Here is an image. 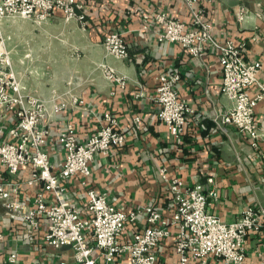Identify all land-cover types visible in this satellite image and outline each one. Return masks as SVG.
Instances as JSON below:
<instances>
[{
  "label": "built area",
  "instance_id": "obj_1",
  "mask_svg": "<svg viewBox=\"0 0 264 264\" xmlns=\"http://www.w3.org/2000/svg\"><path fill=\"white\" fill-rule=\"evenodd\" d=\"M203 1L184 0L189 21L157 11L143 16L142 28L155 25L158 41L178 44L196 58H202L209 48L218 53L221 90L233 105L218 112L214 122L230 125L245 135L264 160L256 117V106L264 97L262 62L247 56L245 42L213 34ZM57 13L67 21L77 20L83 28L89 24L84 0H0V201L4 215L29 235L41 233L55 249L71 248L73 259H61L60 264H111L116 260L161 264L159 254L168 241L176 264H211L213 260L243 264L248 237L264 229V207L245 205L236 220L224 221L210 210L209 196L219 194L212 175L205 182L187 181L161 161L160 182L170 197L169 213L155 200L118 206L106 192L89 184L96 157H115L129 136H138L146 124L142 115L136 114L128 130L121 126L117 114L107 109L98 117L96 128L85 136L70 118L62 119L55 128L47 102L29 91L14 68L2 21L21 17L40 24ZM238 15L243 19L245 9ZM103 44L116 58L130 56L122 29L107 32ZM101 67L113 86L112 94L127 89V75L107 63ZM181 79L178 69L160 71L150 95L155 119L176 143L183 141L194 112L180 93ZM71 102L83 105L85 100L74 95ZM68 107L64 99L52 101L54 113ZM69 195L83 196L78 202ZM6 242L7 233L0 228V246L7 252L0 264H19L18 251L5 246Z\"/></svg>",
  "mask_w": 264,
  "mask_h": 264
},
{
  "label": "crops",
  "instance_id": "obj_2",
  "mask_svg": "<svg viewBox=\"0 0 264 264\" xmlns=\"http://www.w3.org/2000/svg\"><path fill=\"white\" fill-rule=\"evenodd\" d=\"M84 1L89 20L86 28L75 19L67 21L62 13L40 24L28 18H5L2 28L10 41L8 49L20 54L22 63L26 62L14 67L19 78L31 93L47 102L55 128L62 119L70 118L85 136L96 128L102 112L110 109L117 114L121 126L130 130L133 116L142 115L146 124L144 133L130 135L127 145L115 157L97 156L89 184L106 192L109 200L118 206L145 205L155 200L162 211L169 213L170 197L160 182L159 163L163 161L173 174L187 181L205 182L212 175L213 187L219 194L209 196L210 210L224 221L236 220L245 205L264 207V160L245 135L230 125L214 122L218 112L233 105L221 90L218 53L209 48L202 58H196L178 44L158 41L155 25L142 28L143 16L157 11L189 21L184 0ZM202 3L215 36L245 42L247 56L262 62L260 80L264 83V0ZM241 8L245 9L243 19L238 15ZM118 28L125 32L130 56L114 57L118 63H112L107 58L113 55L107 52L103 39L107 32ZM58 58V66L49 67L47 63ZM68 59L75 63H69ZM102 63L128 76L125 91L112 94L113 86L103 72ZM165 69L181 72L180 93L194 110L181 143H176L167 128L155 119V105L150 98L158 73ZM138 91L142 94L137 95ZM74 95L82 97L84 104L73 105ZM54 98L66 100L69 107L62 113H54ZM256 117L264 152V97L256 106ZM82 196L69 195L78 202ZM0 228L7 233L5 246L18 251L19 264H60L61 259H73L71 248L55 249L43 240L41 233L29 235L18 227L12 218L4 215L1 201ZM2 248L0 260L7 255ZM246 249L243 264H264V229L248 237ZM161 250V264H176L169 241ZM111 264H123V261ZM211 264L224 262L213 260Z\"/></svg>",
  "mask_w": 264,
  "mask_h": 264
},
{
  "label": "rangeland",
  "instance_id": "obj_3",
  "mask_svg": "<svg viewBox=\"0 0 264 264\" xmlns=\"http://www.w3.org/2000/svg\"><path fill=\"white\" fill-rule=\"evenodd\" d=\"M3 27V26H2ZM5 32V31H4ZM7 46H8V48L10 47V41L7 39ZM23 51V50H22ZM23 53V52H22ZM10 54H11V58H12V61H13V65H14V67L16 66V65H20V64H22V65H24V64H26V62L25 63H22L21 62V60H20V54H17L16 52H14V51H10ZM57 58V57H56ZM107 60L109 61V62H112V63H118V61H116L117 59L116 58H114V56L113 57H108L107 58ZM60 62V60H59V58H58V60H50L47 64L49 65V67H51V66H53V67H57L58 66V63ZM68 62L70 63H75V61H73V60H70V59H68ZM51 75V74H50Z\"/></svg>",
  "mask_w": 264,
  "mask_h": 264
}]
</instances>
